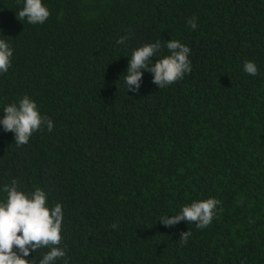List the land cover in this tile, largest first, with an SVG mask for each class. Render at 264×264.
<instances>
[{"label":"trees","instance_id":"16d2710c","mask_svg":"<svg viewBox=\"0 0 264 264\" xmlns=\"http://www.w3.org/2000/svg\"><path fill=\"white\" fill-rule=\"evenodd\" d=\"M42 3L50 16L31 24L16 16L24 0H0L13 50L0 119L27 95L53 122L20 146L0 125V202L16 181L62 206L53 264H264V0ZM168 40L190 48V73L159 88L141 70L127 90L133 51L159 41L154 63ZM208 198L220 204L206 228L159 220Z\"/></svg>","mask_w":264,"mask_h":264},{"label":"clouds","instance_id":"9594fccd","mask_svg":"<svg viewBox=\"0 0 264 264\" xmlns=\"http://www.w3.org/2000/svg\"><path fill=\"white\" fill-rule=\"evenodd\" d=\"M18 19L31 24L44 23L50 16V11L42 3V0H24L23 7L19 10ZM190 27H197L196 17L188 20ZM126 37H121L118 43H124ZM166 47L170 55L158 58L154 63L150 57L157 56L161 44L146 43L135 49L130 57L124 82L127 90L138 91L142 77L141 70L150 71L153 83L164 88L179 79L184 74L190 73L191 62L189 60L190 48L177 40H168ZM13 50L10 45L0 39V73H6L11 66ZM244 71L255 76L258 72L257 66L252 61L244 63ZM3 118L0 125L4 131L14 133V140L17 146L27 144L34 131L47 126L51 131L53 122L40 114L34 100L25 95L16 103L9 104L3 109ZM7 193L6 202H0V264H32L29 259L30 250L35 252L40 248H50L43 255L39 264H53L56 258L63 257L65 252L57 247L61 241V228L63 220L62 206H47L46 193L36 188L31 194L18 190L16 181L12 186H5ZM220 201L216 198L193 201L186 205L175 215H167L160 220L166 227L174 226L181 221L188 224L196 223L198 228H206L215 216L216 207ZM118 225L113 224L112 228ZM191 232L183 231L180 234V241L186 244ZM15 249V250H14Z\"/></svg>","mask_w":264,"mask_h":264}]
</instances>
